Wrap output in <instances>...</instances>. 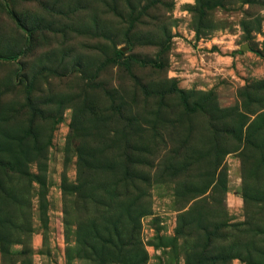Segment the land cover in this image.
<instances>
[{
  "label": "rangeland",
  "instance_id": "rangeland-1",
  "mask_svg": "<svg viewBox=\"0 0 264 264\" xmlns=\"http://www.w3.org/2000/svg\"><path fill=\"white\" fill-rule=\"evenodd\" d=\"M0 264H264V0H0Z\"/></svg>",
  "mask_w": 264,
  "mask_h": 264
},
{
  "label": "water",
  "instance_id": "water-1",
  "mask_svg": "<svg viewBox=\"0 0 264 264\" xmlns=\"http://www.w3.org/2000/svg\"><path fill=\"white\" fill-rule=\"evenodd\" d=\"M247 50H249V47L247 45L242 46V51H247Z\"/></svg>",
  "mask_w": 264,
  "mask_h": 264
},
{
  "label": "trees",
  "instance_id": "trees-1",
  "mask_svg": "<svg viewBox=\"0 0 264 264\" xmlns=\"http://www.w3.org/2000/svg\"><path fill=\"white\" fill-rule=\"evenodd\" d=\"M28 41H29V40H28ZM116 55H117L116 59H118V57L121 55V52L118 51ZM116 59H115V60H116Z\"/></svg>",
  "mask_w": 264,
  "mask_h": 264
}]
</instances>
